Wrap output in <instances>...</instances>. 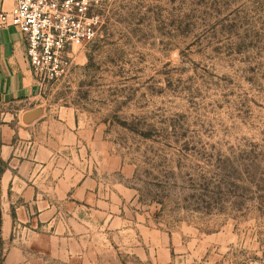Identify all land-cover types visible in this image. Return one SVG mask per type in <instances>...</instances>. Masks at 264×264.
<instances>
[{
  "label": "rangeland",
  "instance_id": "1",
  "mask_svg": "<svg viewBox=\"0 0 264 264\" xmlns=\"http://www.w3.org/2000/svg\"><path fill=\"white\" fill-rule=\"evenodd\" d=\"M102 23L38 77L0 264H264V0H110Z\"/></svg>",
  "mask_w": 264,
  "mask_h": 264
},
{
  "label": "crops",
  "instance_id": "2",
  "mask_svg": "<svg viewBox=\"0 0 264 264\" xmlns=\"http://www.w3.org/2000/svg\"><path fill=\"white\" fill-rule=\"evenodd\" d=\"M14 4L15 0H0V14L9 12ZM41 92L42 85L27 56L24 35L15 28H0V160L3 162V166L0 164V213L3 241L11 237L16 219V214L12 213L13 204L9 202L14 191V181L16 178L28 180L29 177L22 176V169L26 164L34 165L39 161L35 151H27L28 155L31 154L28 160L17 159V155L20 144H36L39 126L48 125L47 121L42 124L38 122L43 116L36 121L27 122L28 115L31 114V103ZM67 115V119H60L64 120L62 128L69 133L76 127V123L74 114ZM58 140L59 137L53 130L46 133L45 142L37 156L43 154L49 159L54 155L50 146Z\"/></svg>",
  "mask_w": 264,
  "mask_h": 264
},
{
  "label": "built area",
  "instance_id": "3",
  "mask_svg": "<svg viewBox=\"0 0 264 264\" xmlns=\"http://www.w3.org/2000/svg\"><path fill=\"white\" fill-rule=\"evenodd\" d=\"M110 0H15L0 14V28H15L25 38L27 56L38 77H58L71 52L93 43Z\"/></svg>",
  "mask_w": 264,
  "mask_h": 264
},
{
  "label": "water",
  "instance_id": "4",
  "mask_svg": "<svg viewBox=\"0 0 264 264\" xmlns=\"http://www.w3.org/2000/svg\"><path fill=\"white\" fill-rule=\"evenodd\" d=\"M41 113L39 111L31 113L28 115L27 122H30L29 120H36L40 117Z\"/></svg>",
  "mask_w": 264,
  "mask_h": 264
},
{
  "label": "trees",
  "instance_id": "5",
  "mask_svg": "<svg viewBox=\"0 0 264 264\" xmlns=\"http://www.w3.org/2000/svg\"><path fill=\"white\" fill-rule=\"evenodd\" d=\"M0 164L3 166V162L0 160Z\"/></svg>",
  "mask_w": 264,
  "mask_h": 264
}]
</instances>
